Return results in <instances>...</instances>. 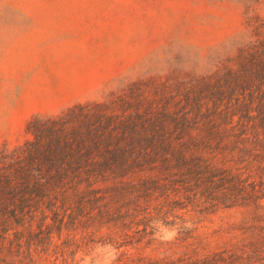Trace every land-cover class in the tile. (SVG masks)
<instances>
[{"label": "trees", "instance_id": "trees-1", "mask_svg": "<svg viewBox=\"0 0 264 264\" xmlns=\"http://www.w3.org/2000/svg\"><path fill=\"white\" fill-rule=\"evenodd\" d=\"M248 25L234 63L184 103L133 91L75 102L0 143V262L71 264L103 227L125 234L117 247L150 243L157 216L187 203L249 207L264 221V17ZM248 228L192 262L123 253L111 264H264V223Z\"/></svg>", "mask_w": 264, "mask_h": 264}, {"label": "rangeland", "instance_id": "rangeland-1", "mask_svg": "<svg viewBox=\"0 0 264 264\" xmlns=\"http://www.w3.org/2000/svg\"><path fill=\"white\" fill-rule=\"evenodd\" d=\"M256 14L264 0H0V143H21L32 116L75 102L133 91L184 103L191 85L234 63ZM258 218L249 207L187 203L157 216L150 243L117 247L125 234L103 227L68 261L186 253L192 262L250 237Z\"/></svg>", "mask_w": 264, "mask_h": 264}]
</instances>
